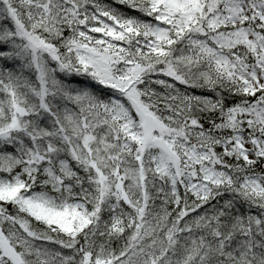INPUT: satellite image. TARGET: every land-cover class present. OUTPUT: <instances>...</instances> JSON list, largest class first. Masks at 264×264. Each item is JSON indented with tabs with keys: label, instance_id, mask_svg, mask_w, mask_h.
<instances>
[{
	"label": "snow or ice",
	"instance_id": "6c2138e0",
	"mask_svg": "<svg viewBox=\"0 0 264 264\" xmlns=\"http://www.w3.org/2000/svg\"><path fill=\"white\" fill-rule=\"evenodd\" d=\"M0 264H264V0H0Z\"/></svg>",
	"mask_w": 264,
	"mask_h": 264
}]
</instances>
